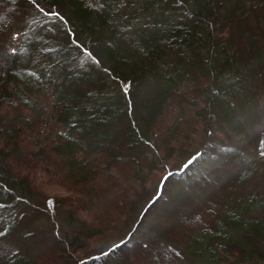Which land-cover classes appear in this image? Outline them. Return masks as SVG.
<instances>
[{"label":"trees","instance_id":"1","mask_svg":"<svg viewBox=\"0 0 264 264\" xmlns=\"http://www.w3.org/2000/svg\"><path fill=\"white\" fill-rule=\"evenodd\" d=\"M260 9L264 0H0V115L15 103L13 118L0 121V238L21 220L16 209L39 198L29 170L20 174L9 163L14 154L31 156L18 141L24 131L53 174L87 195L90 209L131 211L146 199L133 230L90 260L79 263V248L100 229L74 205L60 237L53 225L42 230L37 223L22 238L28 244L1 264H139L146 250L160 253L150 227L132 241L134 227L157 202L170 197L175 204L186 191L165 194L162 177L147 199L142 174L169 160L192 126L206 135L224 129L246 136L264 124L256 96L264 84V49L248 23L254 17L264 25ZM25 118L38 124H22ZM218 147L213 141L168 173L188 190L196 187L186 198L195 209L202 202L203 212L174 209L180 239L168 245L159 239L162 254L176 264H264V142L253 146V160L248 150L235 149L243 164L235 181L220 172L227 163L219 162L220 151L228 147ZM202 151L206 164L198 168L200 158L193 162ZM114 167L127 184L111 174ZM209 187L224 190L208 200ZM205 215L209 223H191ZM53 244L59 250L52 252Z\"/></svg>","mask_w":264,"mask_h":264},{"label":"rangeland","instance_id":"2","mask_svg":"<svg viewBox=\"0 0 264 264\" xmlns=\"http://www.w3.org/2000/svg\"><path fill=\"white\" fill-rule=\"evenodd\" d=\"M257 11H259V14L262 13V17H264V10L260 9ZM248 23L249 25L251 24L250 26H253L252 31H254V33L258 36L256 46L264 49V38L262 37V30H264V25H258L255 22L254 17L248 20ZM257 87H259V92L258 94L256 93V96L262 102L261 105L262 108H264V84H260ZM6 105L7 107H5L3 115H0V121H3L1 120L2 118L10 119L14 116L12 113V109H14L12 107L15 106L14 101L11 100L10 102H7ZM177 105V107H180V104ZM172 107V110H175L174 112L178 110L176 105ZM7 114L8 116H6ZM28 119L30 120H27L25 118V120L21 121V123L23 124L32 121V124H35V126L36 124H38L36 118ZM164 122H166L165 119ZM11 123L15 125L18 124L16 121ZM11 123L9 122L8 124L9 128L12 125ZM17 126L18 125H16V127ZM195 127L196 126H192L185 131L189 136L188 139L185 141H183L182 139L180 140V144L182 143V146H180L179 149V145L176 147V144H174L176 149L171 153V158L169 160H164V162L162 163L163 165L159 166L158 170L150 173L149 175L142 174V179H146L145 187L147 199L153 194L154 190L157 191V184L160 181L162 183V177L163 180L164 177H166L165 181L163 182V185L165 186V194L167 192L186 191L187 197V192H193L194 188H196L194 185H191L188 190L183 179L179 178L177 180H174L172 179V177H170V175L168 176V173H170V171L172 170L174 171L181 169V167H179L181 162H183L189 156L193 155L195 151H200L203 148L208 149L212 146L213 141L219 144L217 151H219V148H221L222 145L228 147V149L220 151L222 154L219 155V162L224 160L227 161V163L225 164L221 163L220 172L227 176H232L234 179L232 181H235L237 173L242 169L241 166L243 167L241 160L237 158V156H240V153L236 152V150H248L249 158L253 160V146L257 145L260 140L264 142V124L252 130L249 129V132L246 134V136H236L235 134L224 129L222 133L218 131L215 133L207 132L209 135H206L205 133L203 134L201 132L198 124L197 127ZM194 128L195 130H193ZM24 132V138H21L20 140L18 139V141L20 143V147L22 148V152H31V156H26L25 153L21 155L14 154L9 163L11 164L13 170H17L18 172H20V174H22L24 170H29L30 183L35 186L39 198L35 197L33 204L28 205L27 203H24L17 209L15 208L17 217L19 218L21 216V220H18L16 227L10 233H8L9 235H7V237L0 238V264L7 258V255L11 253V251L15 249L21 250L25 243L28 244V241L24 243L22 241V238L28 232L33 230L37 223L42 227V230H48V228L53 225V229H58L57 231H54V235L60 237L59 230L61 226L64 228V226L66 225V219H68L72 215H75L74 212L71 211L75 206L76 208L78 207V209L80 208L78 214L81 218L87 221L86 224H91L93 227L99 226L100 229V233L96 237L87 240L85 245H83L84 247L79 248V250H81V253H83L78 256L79 263L90 260L95 256L101 255L105 250L109 251L113 244L120 242L121 238L127 231H129L131 228L133 230V225L137 220L139 211L144 206L146 199L145 201L143 199L141 201L139 200V202L137 203H134V208L131 211H128V208H122L120 211L115 212V210H117L116 208L113 207L111 208V210H108L106 204H101L99 209L101 212L90 209L91 204L89 203V198L87 197V195L81 190L80 187L71 186L67 184L63 180V178L55 176L53 174L55 172V168L53 167L52 163L46 162L43 155L38 152L39 145L36 144L34 137L28 135L27 131ZM203 154L204 152L202 151L200 156L196 158L193 163H196L201 155L203 156ZM205 164L206 163L204 158H200L197 163L198 168H204ZM121 169L122 168L114 167L111 170V174L116 176L118 180H121V183L127 184L125 182L127 181L125 180V173L122 172ZM186 169L187 168H185L183 171H185ZM128 175H130V173ZM250 184H253V178L251 179ZM223 190L224 189H222L221 191ZM221 191L219 189H210L209 187L205 188L203 192L206 195L205 198L209 200V198H213V194H215V198L216 195L218 197V195L220 194L219 192ZM186 197L185 195H183L179 196L178 199H173V201L175 200V204L170 203V197H168L167 200H165L164 198L165 201L163 202H157L156 207H150L149 209H147L140 223H138L134 227L135 233H133L134 237L132 236V241L136 238H142L144 230L147 227H150V229L153 231V234L156 235V239H149L152 240L151 244L156 245L157 248L158 246L161 247V249L159 250L160 253L154 254L152 253V250L148 249L151 248L149 247L150 245L147 246L148 251H143L145 254H142L143 256L140 259L139 264H167V262H169L168 264H176L172 257L167 256V251H164V253L162 254V247L164 245L177 243L178 239H180L178 231H176V228L172 226L173 221L177 220L179 215V213L177 214L175 210L178 209L179 212L181 211V213L183 214L187 213V215H190L188 214L189 211L193 213L203 212V210L198 209L200 206L199 204H201L202 202L198 203L195 209V205L192 200L189 201ZM192 209L194 211H192ZM209 221V215H205L202 217L201 221L196 220L194 222L191 221V223L197 226V224L209 223ZM53 223H55V225ZM178 225L177 228L179 227ZM77 226L78 224H76V227ZM181 226L184 227V225ZM179 229L181 230V228ZM159 239L165 242V244L163 245L162 243H160ZM59 246L64 247V243H61V245ZM59 246L56 244L51 245L52 252H54L53 250H59ZM69 251L71 252V248L69 249Z\"/></svg>","mask_w":264,"mask_h":264},{"label":"snow or ice","instance_id":"3","mask_svg":"<svg viewBox=\"0 0 264 264\" xmlns=\"http://www.w3.org/2000/svg\"><path fill=\"white\" fill-rule=\"evenodd\" d=\"M159 197H157L156 199H158Z\"/></svg>","mask_w":264,"mask_h":264}]
</instances>
